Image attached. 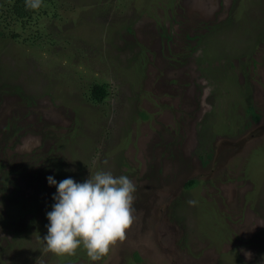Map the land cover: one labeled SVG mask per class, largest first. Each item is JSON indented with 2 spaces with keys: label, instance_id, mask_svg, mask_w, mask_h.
Masks as SVG:
<instances>
[{
  "label": "rangeland",
  "instance_id": "rangeland-1",
  "mask_svg": "<svg viewBox=\"0 0 264 264\" xmlns=\"http://www.w3.org/2000/svg\"><path fill=\"white\" fill-rule=\"evenodd\" d=\"M57 13L35 46L0 38V264H264V0H60ZM99 169L136 186L126 238L97 262L47 251L46 178Z\"/></svg>",
  "mask_w": 264,
  "mask_h": 264
},
{
  "label": "clouds",
  "instance_id": "clouds-1",
  "mask_svg": "<svg viewBox=\"0 0 264 264\" xmlns=\"http://www.w3.org/2000/svg\"><path fill=\"white\" fill-rule=\"evenodd\" d=\"M42 0H25L26 7L37 9ZM55 187L51 210L46 212L47 251L71 255L83 247L92 262L107 256L118 241L126 238L134 217L136 186L127 175H114L99 169L82 182L66 177L59 182L49 175ZM195 205V200H189Z\"/></svg>",
  "mask_w": 264,
  "mask_h": 264
},
{
  "label": "trees",
  "instance_id": "trees-1",
  "mask_svg": "<svg viewBox=\"0 0 264 264\" xmlns=\"http://www.w3.org/2000/svg\"><path fill=\"white\" fill-rule=\"evenodd\" d=\"M65 1V0H62ZM70 2V0H68ZM60 0H42L41 6L37 9H32L29 7H26L25 0H0V38H8L11 37L12 39H19L22 38V41L25 43H29L32 46H35L33 44L41 43L42 35H41V28L45 31L44 27L42 26V23H40V20L42 17H52L56 18L59 16L57 13V5ZM13 21L16 25V28L20 31H12L7 32L6 30L13 28ZM41 24V25H40ZM30 28V33L28 36H23V34L27 31L26 29ZM46 34H49L46 32ZM4 85V84H3ZM6 86V83L5 85ZM9 91L12 92L14 95H18L19 98L23 99V96L25 97V94L23 93L20 88H17L16 90L13 88V85L8 84ZM8 90V89H6ZM23 95V96H22ZM91 99L96 102L100 103L104 100V98L107 95L106 87L105 85H99L95 84L90 90ZM29 97H25L27 100ZM24 99V100H25ZM1 163H0V170H1ZM2 174H4L5 179H3L2 186L3 192L6 191L7 186L9 185V173L2 171ZM6 175V176H5ZM196 185L195 180H191L187 182L186 187L191 188ZM19 201H13L11 203L12 206L18 205ZM15 210V208H14ZM70 261H72V258H69Z\"/></svg>",
  "mask_w": 264,
  "mask_h": 264
}]
</instances>
